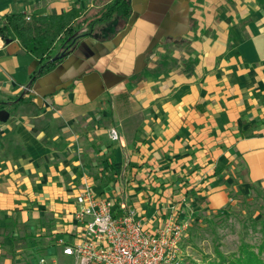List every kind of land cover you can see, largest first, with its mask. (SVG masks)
Returning a JSON list of instances; mask_svg holds the SVG:
<instances>
[{
  "label": "crops",
  "instance_id": "1",
  "mask_svg": "<svg viewBox=\"0 0 264 264\" xmlns=\"http://www.w3.org/2000/svg\"><path fill=\"white\" fill-rule=\"evenodd\" d=\"M103 1L0 0V25ZM130 3L125 25L101 24L33 82L38 61L0 46V264L70 241L86 182L154 229L211 208L236 169L264 180V0Z\"/></svg>",
  "mask_w": 264,
  "mask_h": 264
},
{
  "label": "built area",
  "instance_id": "2",
  "mask_svg": "<svg viewBox=\"0 0 264 264\" xmlns=\"http://www.w3.org/2000/svg\"><path fill=\"white\" fill-rule=\"evenodd\" d=\"M114 202L86 182L75 197L70 241L57 240L58 250L36 254L34 264H182L186 221L171 216L150 229L145 217L124 202L116 209ZM60 255L70 261L61 262Z\"/></svg>",
  "mask_w": 264,
  "mask_h": 264
},
{
  "label": "rangeland",
  "instance_id": "3",
  "mask_svg": "<svg viewBox=\"0 0 264 264\" xmlns=\"http://www.w3.org/2000/svg\"><path fill=\"white\" fill-rule=\"evenodd\" d=\"M103 28L101 24L96 26L94 34L98 38L105 36ZM108 28L115 26L110 24ZM234 173V179L219 181L213 206L209 208L211 203L201 201L204 209L186 221L189 227L181 242L182 264H231L243 245L259 252L264 238V180L249 181L240 169ZM45 229L47 233L50 230L48 226ZM35 232L32 238L44 237L41 229ZM32 247L15 255L18 264H33L35 255L44 251Z\"/></svg>",
  "mask_w": 264,
  "mask_h": 264
},
{
  "label": "trees",
  "instance_id": "4",
  "mask_svg": "<svg viewBox=\"0 0 264 264\" xmlns=\"http://www.w3.org/2000/svg\"><path fill=\"white\" fill-rule=\"evenodd\" d=\"M98 2L104 1L96 0ZM131 13L130 0H110L99 9L89 11L73 8L61 14L9 13L3 17L0 36L5 43L17 41L26 53L38 61V68L31 75L33 82L53 70L82 39L92 36L97 25L113 22V26L120 27L128 22ZM114 201L118 209L120 204L118 200ZM240 249V254L234 257L231 264H264V238L258 253L248 245Z\"/></svg>",
  "mask_w": 264,
  "mask_h": 264
},
{
  "label": "water",
  "instance_id": "5",
  "mask_svg": "<svg viewBox=\"0 0 264 264\" xmlns=\"http://www.w3.org/2000/svg\"><path fill=\"white\" fill-rule=\"evenodd\" d=\"M6 43H10L6 41ZM9 119V112L6 110H0V121L1 122H6Z\"/></svg>",
  "mask_w": 264,
  "mask_h": 264
}]
</instances>
